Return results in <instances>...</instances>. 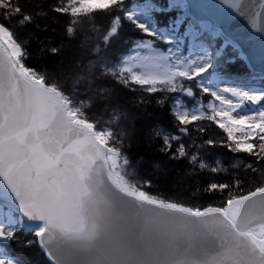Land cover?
I'll use <instances>...</instances> for the list:
<instances>
[{"label":"snow or ice","instance_id":"1","mask_svg":"<svg viewBox=\"0 0 264 264\" xmlns=\"http://www.w3.org/2000/svg\"><path fill=\"white\" fill-rule=\"evenodd\" d=\"M0 264H264V0H0Z\"/></svg>","mask_w":264,"mask_h":264},{"label":"trees","instance_id":"2","mask_svg":"<svg viewBox=\"0 0 264 264\" xmlns=\"http://www.w3.org/2000/svg\"><path fill=\"white\" fill-rule=\"evenodd\" d=\"M53 0H21V3L26 4L28 10H35L36 6L39 5L41 8H47ZM52 16L60 17V22L53 25L55 28V32H50L57 42H59L60 38L64 35V21L66 17L60 16L57 13H51ZM107 17L103 14H97V20L99 23L103 24L107 21ZM28 29H21L20 31L23 33ZM66 56L70 55L69 52L65 53ZM46 59V58H43ZM41 61L33 60L32 63H40ZM220 130L216 129L214 125H212V129L205 135L203 138H208V136L219 135ZM209 149V155L206 157L208 163H212L214 158L219 156L222 161V164L225 166H230L234 163L233 154L228 153L226 149L216 148L214 146H207ZM138 146H134L133 151H136ZM241 157L247 158L246 154H238ZM188 166L186 164H181L178 166V171L169 175L167 178L160 177V179L156 182L155 186L150 189L151 193L154 195H160L164 198H178L180 201L187 202L189 204L196 203H211L213 201H218L220 199L218 194H199L197 193V188L202 189L204 185L215 180V181H226L230 178V174L236 169L229 167V173H219L214 174L210 171L201 172L197 175H185V169ZM174 181H180L176 183ZM34 259L40 260L42 259L41 255H37Z\"/></svg>","mask_w":264,"mask_h":264}]
</instances>
